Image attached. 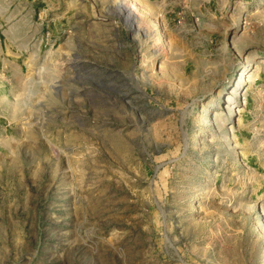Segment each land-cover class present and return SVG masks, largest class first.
Returning a JSON list of instances; mask_svg holds the SVG:
<instances>
[{
    "label": "rangeland",
    "instance_id": "374dc122",
    "mask_svg": "<svg viewBox=\"0 0 264 264\" xmlns=\"http://www.w3.org/2000/svg\"><path fill=\"white\" fill-rule=\"evenodd\" d=\"M51 1L42 39L0 65V264H264V146L233 132L264 0L225 7L222 33L202 0H155L170 35L144 0L75 1L60 26ZM221 34L223 68L180 71Z\"/></svg>",
    "mask_w": 264,
    "mask_h": 264
},
{
    "label": "crops",
    "instance_id": "0c3cea01",
    "mask_svg": "<svg viewBox=\"0 0 264 264\" xmlns=\"http://www.w3.org/2000/svg\"><path fill=\"white\" fill-rule=\"evenodd\" d=\"M49 1L50 0H0V13H2L3 16L0 27H2L3 36L6 39V44L4 46L0 45V65H19V56L27 49L28 39L35 38V43L38 42V39H42L45 15L49 9L47 3L49 4ZM75 1L80 0H52L50 2L52 7L51 12H53L55 19L57 18L59 26L62 20L67 22L70 19V17L68 18L67 16L68 14L72 16L77 13L74 9ZM237 2L245 9L247 6L251 7L252 4L261 5V0L257 2H255V0H202L201 4L198 6L200 10L198 13L199 17L206 22L214 23V27L219 29L220 33L226 32L229 29H234L236 25L228 27L223 17L226 14L225 7L233 6ZM143 5L148 11L147 21L154 23L156 15H163L162 30L170 35L171 30L168 27L171 25V21H173L171 17L175 15L172 14L171 16L167 14L166 11L163 13L161 11L163 7L162 3H158L155 0H144ZM1 6H4V9H1ZM139 8L138 10H141V7ZM251 12H253L252 9H250L248 13ZM130 15L131 14H128L127 19L131 21V24H134ZM199 25L203 30H207L209 27L208 24L206 25L202 22L198 23V26ZM261 33V30H259V35ZM16 39H19V44H16ZM222 40L221 34V37L218 39V45L213 48V45H211V38L208 35H203L201 41L202 47L199 51L193 52L188 50L185 51L183 56L180 54V57L184 58V61L179 67L180 71H184L189 66L196 69L199 67L205 68L208 65H219L220 63L211 61L209 57L214 55L221 61L226 57L227 49L222 43ZM241 40L243 43L248 42L249 44V42H251L247 35H244ZM209 43L210 45H208ZM262 62H264V60L257 58L254 62L256 65H251V72L246 74L250 75V81L242 83L244 84L242 87L243 101L241 104L239 103V112L234 115L236 117L233 121L235 139L241 144L253 146L254 149H260L264 146V65H260ZM248 66H250L249 62H243V65L239 68L246 69L245 67ZM219 67L223 68L222 65H219Z\"/></svg>",
    "mask_w": 264,
    "mask_h": 264
},
{
    "label": "bare ground",
    "instance_id": "6f19581e",
    "mask_svg": "<svg viewBox=\"0 0 264 264\" xmlns=\"http://www.w3.org/2000/svg\"><path fill=\"white\" fill-rule=\"evenodd\" d=\"M239 78V77H238ZM242 78V77H241ZM241 78H239V79H241ZM238 79V80H239ZM244 80V81H243ZM241 81H243V82H247L246 81V79H245V77L241 80ZM232 92H230V94H231ZM231 96H233V95H231ZM231 100V99H230ZM231 106V105H230ZM231 108H233L232 106H231ZM234 109V113H237L238 112V110H237V108L235 109V108H233ZM230 111V110H229ZM230 115V114H229Z\"/></svg>",
    "mask_w": 264,
    "mask_h": 264
}]
</instances>
